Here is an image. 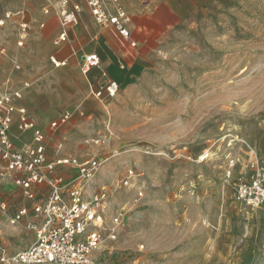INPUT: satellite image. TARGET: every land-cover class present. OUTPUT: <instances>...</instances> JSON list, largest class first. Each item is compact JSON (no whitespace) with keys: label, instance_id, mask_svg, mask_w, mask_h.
I'll list each match as a JSON object with an SVG mask.
<instances>
[{"label":"rangeland","instance_id":"obj_1","mask_svg":"<svg viewBox=\"0 0 264 264\" xmlns=\"http://www.w3.org/2000/svg\"><path fill=\"white\" fill-rule=\"evenodd\" d=\"M17 1L0 0V16L5 10L20 11L16 21L23 13L26 21L34 16L33 9L9 7ZM7 25L0 30L12 29L5 32L10 45L0 48L9 57L11 46L22 51L9 62L13 72L22 73L28 50H36L35 30L18 47L17 22ZM51 54L43 53L44 61L60 70L49 62ZM151 60L143 78L112 99H97L93 86L76 109L69 103L78 91L75 82L63 87V95L50 89L38 105L49 115L43 126L64 110L71 114L54 130L51 149L60 145L63 155L96 158L102 166L85 185L86 191L101 186L109 193L94 261L264 264V207L237 202L224 158L230 153L236 161L233 178L250 176L251 163L264 172V0H231L183 22ZM33 81L22 77L7 93H23V82H30L24 89L29 92ZM23 98L28 111L35 109ZM207 148L211 159L195 162ZM128 168L136 175L120 186ZM10 201V210L0 213V251L15 253L30 244L32 235L23 225L5 231L7 217L19 205Z\"/></svg>","mask_w":264,"mask_h":264},{"label":"built area","instance_id":"obj_2","mask_svg":"<svg viewBox=\"0 0 264 264\" xmlns=\"http://www.w3.org/2000/svg\"><path fill=\"white\" fill-rule=\"evenodd\" d=\"M62 4H70L71 8L61 12L62 31L55 40L56 44L67 40L66 26L77 22L82 4L90 11L95 24L108 30L120 41L129 40V16L126 11L120 9L110 13L103 0H63ZM42 11L49 13V7H44ZM13 16V12H5L0 17V27L6 26ZM17 29L16 45L21 47L29 34L28 22L19 21ZM131 44L136 45L134 42ZM6 53L5 47L0 48L1 55ZM48 59L55 67L66 64L65 60H58L54 55H50ZM100 62L98 54L85 53L79 59V68L82 73H87ZM14 68L20 69V66L15 63ZM29 85L30 82H25L23 88H28ZM117 91V81L107 80L93 91V96L97 99H112ZM22 99L20 89L0 95V177L9 178L12 184L21 189L22 196L27 201L7 217L9 225H23L32 239L30 244L15 253H7L5 249H1L0 264H96L92 252L103 239V212L109 193L101 186L87 193L85 185L100 169V162L96 158L79 161L71 155L50 159L48 141L53 138L54 130L64 125L71 114L64 111L59 118L49 123V130L45 131L27 115L26 106L21 104ZM15 115H18V131L21 134L31 132L30 143L17 144L12 139L10 128ZM211 155L207 148L196 156L195 162L203 163L211 159ZM224 158L227 162L225 177L233 179L237 202L252 209L264 207V172L251 163L250 176L233 178L236 161L230 153ZM65 168L76 172L66 177L62 172ZM135 175L128 168L120 186H128ZM43 184L48 186L47 191L38 195L37 189ZM136 195L142 196V190L138 189ZM8 209L7 202L0 200V211L6 213ZM110 237L116 238L115 235Z\"/></svg>","mask_w":264,"mask_h":264},{"label":"crops","instance_id":"obj_3","mask_svg":"<svg viewBox=\"0 0 264 264\" xmlns=\"http://www.w3.org/2000/svg\"><path fill=\"white\" fill-rule=\"evenodd\" d=\"M230 2L231 0H103L105 8L110 13L121 9L128 14L130 30L128 41H120L118 37L113 36L108 30L95 24L90 11L82 4L77 22L66 26L67 40L56 44L55 40L62 31L60 25L61 12L63 9L70 10V4L63 5V0H18L17 3L9 7L14 10L33 9L34 16L26 21L23 13L16 21L15 17L18 16L20 11L13 12L14 16L9 24L14 22L18 24L19 21L28 22L29 33L32 28L35 30L33 34L34 36L36 35V50H28V53H30L28 60L25 61L26 68L22 73L13 72L9 63L13 59L16 60L15 56H22V51L11 46V57L7 56V53L5 55L0 54V95L7 93V90L16 88V85H20L22 77H33V84L35 85L31 86L29 92H24V89H28L30 85L28 88H23L22 98L23 96L27 97L31 105L35 106V109L30 111L27 109V115L32 118L38 127L47 131L49 130V123L55 119L43 126L49 115L44 114V111L38 105L46 100L50 89H53L51 92H55L57 96L63 95V87H73L75 82H78L77 93L71 95L72 98H69V103L74 104L76 109L84 101L85 94L88 93L90 88L96 86L94 89L96 90L102 82L107 80H116L118 93H126L148 72L152 63L151 59L156 56V52L171 32L180 27L183 22L199 16L200 13L225 7ZM44 7H49V13H43ZM5 11L3 12L5 13ZM42 24L43 26H41ZM7 26H4V28ZM8 29L0 30V44L6 43L10 45V40L6 37L5 32L12 29ZM131 42L136 43V45L133 46ZM48 50L58 60H65L66 64L62 67H56L60 70H55L44 61L42 55ZM84 53H96L101 61L96 68L89 70L87 73H81L78 68L79 59ZM14 64L13 69H15ZM56 84H58V87H56ZM94 90H91L92 95ZM23 101L24 98L21 104L26 106ZM86 106H88V103L85 102L84 108H87ZM64 111L59 113L60 115L57 118ZM17 121L18 115H15L10 128L12 139L17 144L30 143L31 132L21 134L16 127ZM53 134L55 138V131ZM50 141L47 144L50 159L68 155H63L62 149L58 148V146L56 147V145L53 148L54 150L51 149ZM62 172L64 176L70 177L76 171L65 168ZM47 187L46 184L40 186L37 189L38 195L45 193ZM91 190L86 192L89 193ZM0 193L6 195L1 197L0 200L7 202L8 211L10 210V198L18 202L19 205L17 207L27 203L22 196L21 189L12 184L7 177H0ZM0 213L3 212L0 211ZM5 228V231H9L15 227L8 224ZM28 234H30L29 231Z\"/></svg>","mask_w":264,"mask_h":264},{"label":"bare ground","instance_id":"obj_4","mask_svg":"<svg viewBox=\"0 0 264 264\" xmlns=\"http://www.w3.org/2000/svg\"><path fill=\"white\" fill-rule=\"evenodd\" d=\"M114 222H115L116 226L119 224V221L116 220V219H115ZM102 242H103V241H101V242L97 245V247L95 248V250H96V249L102 244ZM95 250H93V252H92V256H93V253L95 252Z\"/></svg>","mask_w":264,"mask_h":264}]
</instances>
